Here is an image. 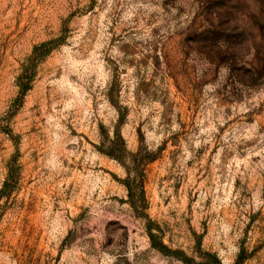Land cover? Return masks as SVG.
<instances>
[{"label":"rangeland","instance_id":"rangeland-1","mask_svg":"<svg viewBox=\"0 0 264 264\" xmlns=\"http://www.w3.org/2000/svg\"><path fill=\"white\" fill-rule=\"evenodd\" d=\"M10 169L0 264H264V0H0Z\"/></svg>","mask_w":264,"mask_h":264},{"label":"trees","instance_id":"trees-1","mask_svg":"<svg viewBox=\"0 0 264 264\" xmlns=\"http://www.w3.org/2000/svg\"><path fill=\"white\" fill-rule=\"evenodd\" d=\"M67 39V29L64 27V30L62 31V34L60 37L57 39H53L50 41L43 42L39 45H37L32 54L26 59L22 66V72L19 75L17 79V86L19 88V96L16 99L17 102H22L27 95V93L32 89L33 81L34 78L36 77L37 74V69L40 65V63L57 47L63 44ZM115 138L113 142V148L107 153L109 156L117 158L119 160H123L125 153L118 154L117 151H121V147L123 146V151H126V146H125V140L121 134V131L119 128L116 129L115 131ZM119 145V146H118ZM127 152V151H126ZM16 179V172L14 169H10L8 178L4 182L3 187L0 189V201L4 197H8L11 192H12V183ZM145 180L144 178L141 177V174L134 175L133 172L128 169V176L125 181L126 187L129 192V202L130 204L134 207V209H139V205L137 203V198L140 196L142 197L141 200L145 201L146 203V188H145ZM150 229V238L152 240V243L154 247L158 248L162 252H166L167 250L166 245L161 242H157L158 236L152 232L151 228ZM210 258L215 261L217 264H221V261L218 259L216 254L209 253ZM203 264H211L210 261H206ZM237 264H241L240 260L238 261Z\"/></svg>","mask_w":264,"mask_h":264}]
</instances>
